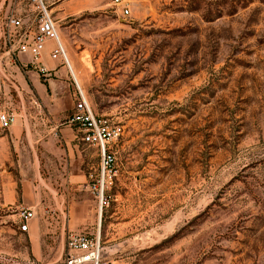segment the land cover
<instances>
[{"label":"rangeland","instance_id":"obj_1","mask_svg":"<svg viewBox=\"0 0 264 264\" xmlns=\"http://www.w3.org/2000/svg\"><path fill=\"white\" fill-rule=\"evenodd\" d=\"M43 1L71 77L120 128L118 172L98 209L97 150L67 123L72 78L57 63L44 93L9 52L0 0V95L17 113L0 130V264H63L67 234L96 231L114 264H264V0H136L127 18L111 0Z\"/></svg>","mask_w":264,"mask_h":264},{"label":"built area","instance_id":"obj_2","mask_svg":"<svg viewBox=\"0 0 264 264\" xmlns=\"http://www.w3.org/2000/svg\"><path fill=\"white\" fill-rule=\"evenodd\" d=\"M11 8L5 14V35L9 52L28 53L40 74L48 69L41 62L42 53L47 41L53 46L49 52L52 60L65 66L71 73L67 51L61 39L56 20L53 18L48 5L43 0H9ZM136 0H111V6L119 16L127 18L131 14V6ZM26 9L30 15L26 16ZM26 16V24L22 21ZM34 27L33 32L30 29ZM76 85V101L73 113L68 119L69 125L77 127L80 141L95 147L99 164L95 180L86 184V189L94 196L98 209L107 206L106 190L112 185L118 172V163L114 144L120 136V128L109 117L96 114L84 91ZM37 108L39 103L32 101ZM17 121L16 110L10 108L0 95V130H8ZM19 230L27 232L29 223L34 217V209L21 208L17 213ZM106 248L101 241L99 231L93 234L71 232L67 234L64 246L63 264H114L107 258Z\"/></svg>","mask_w":264,"mask_h":264},{"label":"crops","instance_id":"obj_3","mask_svg":"<svg viewBox=\"0 0 264 264\" xmlns=\"http://www.w3.org/2000/svg\"><path fill=\"white\" fill-rule=\"evenodd\" d=\"M62 39V38H61ZM63 41V40H62ZM47 46H49L50 48H48V54H49V52H50V50H51V48H52V46H53V42L52 41H47V43H46V45H45V48H44V50H43V53H42V58H41V62L45 65V67L48 69V72H46L45 74H41L43 77H46V79H45V82L46 83H44V84H42V83H38V85H43L44 86V93L46 92L47 93V91H48V88H50V87H55L56 85H57V81L52 77V74H53V71H55V69H56V64L58 63V62H56V61H54V60H52L51 58H50V56H48V54L47 53H44V51H45V49H46V47ZM65 48L67 49V51H68V53H69V55H70V57H71V60H72V62H73V65H74V68H75V71H76V74H77V77H78V79H79V81H80V86H81V84H82V77H81V74H80V68H79V65H78V62H77V59H76V57L73 55V53H72V51L70 50V48H68L67 47V43H65ZM18 54H20V53H18ZM21 55H24V56H27V57H29L30 59H31V64H33L34 65V68L37 70V68H36V66H37V64L35 63V62H33V59L31 58V56L28 54V53H24V54H21ZM59 64V63H58ZM60 66H62L63 68H65V70H60L59 72H61V74H69L70 75V77H71V73L68 71V69L65 67V66H63V65H61V64H59ZM37 72H38V70H37ZM67 72V73H66ZM57 72L55 71L54 72V74H56ZM72 78V77H71ZM72 81H73V78H72ZM73 83H74V86H75V88H74V99H75V101H76V85H75V82L73 81ZM79 86V85H78ZM79 86V87H80ZM81 88V87H80ZM40 91V90H39ZM44 93H41V95L42 96H44L45 94ZM76 179H75V181H77V180H79L78 179V176H74ZM39 201H38V199L35 197V199H32L31 200V204H30V207L29 208H31V209H34V208H36V207H38L39 205ZM44 209H65V206H63V202H59V200H56L55 202H54V204H51V203H48L47 205L45 204V206H44Z\"/></svg>","mask_w":264,"mask_h":264},{"label":"bare ground","instance_id":"obj_4","mask_svg":"<svg viewBox=\"0 0 264 264\" xmlns=\"http://www.w3.org/2000/svg\"><path fill=\"white\" fill-rule=\"evenodd\" d=\"M74 81V80H73ZM75 82V81H74ZM76 83V82H75ZM77 84V83H76ZM78 85V84H77ZM102 210V209H101ZM100 219V218H99ZM100 221L98 220V224L100 225V223H99Z\"/></svg>","mask_w":264,"mask_h":264}]
</instances>
